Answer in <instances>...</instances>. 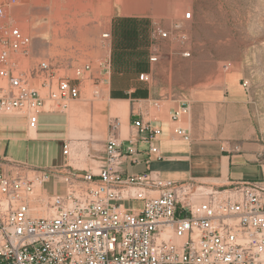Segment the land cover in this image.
I'll return each mask as SVG.
<instances>
[{
	"label": "built area",
	"instance_id": "1",
	"mask_svg": "<svg viewBox=\"0 0 264 264\" xmlns=\"http://www.w3.org/2000/svg\"><path fill=\"white\" fill-rule=\"evenodd\" d=\"M4 10L0 6V18ZM190 18V12L184 15ZM154 35L167 38L159 28ZM30 42L18 28L0 41V115L22 116L27 130L37 131L41 114L65 110L80 92L66 78L54 84L53 66L45 62L29 75L19 73L9 56H27ZM159 56L156 51L150 62ZM101 66L109 74L106 62ZM90 69L77 68L76 78ZM29 76L41 80L46 96L29 85ZM149 79L139 76L144 83ZM187 111L182 103L171 119ZM122 128L119 119L109 123L95 172L68 165L30 170L19 162L0 171V264H264V176L229 187L165 179L149 166L150 156L159 153L160 128L137 112L125 137ZM173 133L191 141L184 128ZM71 152L63 141L62 155ZM139 166L144 170L129 171ZM51 183L60 191L49 192Z\"/></svg>",
	"mask_w": 264,
	"mask_h": 264
},
{
	"label": "rangeland",
	"instance_id": "2",
	"mask_svg": "<svg viewBox=\"0 0 264 264\" xmlns=\"http://www.w3.org/2000/svg\"><path fill=\"white\" fill-rule=\"evenodd\" d=\"M7 3L0 0L5 9L0 41L13 28L31 40L27 56H9L17 71L29 75L45 62L53 66L54 84L66 78L80 92L65 110L40 115L37 131L40 138H51L47 142L19 139L25 119L0 115V137H6L0 144L7 156L26 168L40 169L31 163H44L47 155V160L58 163L49 167L68 165L75 171L95 172L109 123L119 119L124 128L131 119L132 102L126 100L138 90L150 91L158 99L186 100L202 122L201 131L210 132L212 102L228 79H237L247 91L251 139L262 146L264 165V0H19L11 7ZM188 12L191 18L184 19ZM156 28L167 38H156ZM156 51L159 59L151 63ZM186 53L189 57L183 56ZM104 62L109 74L102 69ZM85 65L90 72L77 79L75 70ZM141 74L149 76V83L139 81ZM28 81L47 95L40 79L29 76ZM96 90L98 97L93 95ZM63 141L72 146L69 158L61 155ZM49 185L60 191L58 184Z\"/></svg>",
	"mask_w": 264,
	"mask_h": 264
},
{
	"label": "crops",
	"instance_id": "3",
	"mask_svg": "<svg viewBox=\"0 0 264 264\" xmlns=\"http://www.w3.org/2000/svg\"><path fill=\"white\" fill-rule=\"evenodd\" d=\"M128 93L131 94L133 91ZM220 93L217 100L212 102L214 111L211 130L205 133L201 131L202 122L198 119L199 116L192 112L193 108L186 100L158 99L150 91L142 94L140 90L133 99L126 100L132 102L128 116L132 112H137L161 130V135L157 140L159 153L151 155L149 159V166L152 170L159 171L165 179L187 180L192 178L199 183L221 187L263 178L264 165L260 160L262 146L251 139L252 127L247 119L246 89L237 79H228ZM103 94H106L105 90ZM182 103L187 104L188 111L177 121H173L171 115ZM128 122L129 119L122 128V136L128 131ZM177 127L189 132L191 137L189 143L183 142L174 135L173 130ZM21 128L23 132L19 139L37 143L51 139L49 137L40 138L38 131L29 133L25 123ZM51 132L54 135V131L51 130ZM5 140L6 137H0V143ZM47 148L45 145L46 150ZM6 151V148L0 144V171L7 170L8 162H20V160L7 156ZM45 158L44 163H31V165L40 168L58 165L57 162L47 160V155ZM101 161L98 162L99 165ZM143 170L144 166L129 169L130 172ZM47 190H52L51 185L47 186Z\"/></svg>",
	"mask_w": 264,
	"mask_h": 264
}]
</instances>
